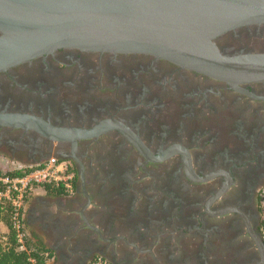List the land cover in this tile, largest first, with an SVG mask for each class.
Wrapping results in <instances>:
<instances>
[{
  "label": "flooded vegetation",
  "instance_id": "af4514ba",
  "mask_svg": "<svg viewBox=\"0 0 264 264\" xmlns=\"http://www.w3.org/2000/svg\"><path fill=\"white\" fill-rule=\"evenodd\" d=\"M218 46L264 53V24ZM241 88L250 94L150 55L61 49L0 73V112L40 120L0 125V158L19 167L70 159L69 194L83 168L81 209L101 215L93 246L109 264H261L264 81ZM103 121L115 126L69 132ZM173 145L179 153L153 160Z\"/></svg>",
  "mask_w": 264,
  "mask_h": 264
},
{
  "label": "water",
  "instance_id": "95a60500",
  "mask_svg": "<svg viewBox=\"0 0 264 264\" xmlns=\"http://www.w3.org/2000/svg\"><path fill=\"white\" fill-rule=\"evenodd\" d=\"M261 24L264 0H0V73L61 49L141 54L248 92L241 85L264 81V53L226 54L218 41ZM38 122L29 115L0 112V125ZM114 126L103 121L90 131L69 132L99 135ZM130 135L125 138L149 160L144 142ZM177 153L179 145H173L153 160ZM184 163L185 168L191 164ZM80 178L89 198L83 168ZM256 240L264 257V245Z\"/></svg>",
  "mask_w": 264,
  "mask_h": 264
},
{
  "label": "crops",
  "instance_id": "0c3cea01",
  "mask_svg": "<svg viewBox=\"0 0 264 264\" xmlns=\"http://www.w3.org/2000/svg\"><path fill=\"white\" fill-rule=\"evenodd\" d=\"M82 186V185H81ZM80 185L76 194L54 195L43 187H35L25 205L26 230L35 234L38 241L51 253L45 264H90L97 256L92 234L101 221L96 211L85 213ZM113 220V216H105ZM96 232V231H95ZM0 233H9L8 225L0 222ZM0 234V236H1Z\"/></svg>",
  "mask_w": 264,
  "mask_h": 264
},
{
  "label": "built area",
  "instance_id": "2783aa9c",
  "mask_svg": "<svg viewBox=\"0 0 264 264\" xmlns=\"http://www.w3.org/2000/svg\"><path fill=\"white\" fill-rule=\"evenodd\" d=\"M76 183L77 172L70 159L58 158L56 156H51L39 163L25 166L24 174L21 176H0V186L2 187L0 190V201L8 202L12 206V226L16 232L17 241L20 244L19 250H27L23 219L25 218L26 201L33 188H45L48 185H53L64 189L69 194L74 192ZM1 238L3 241L7 239L2 234ZM30 261L32 264H38L34 258H30ZM90 264L109 263L102 257H97Z\"/></svg>",
  "mask_w": 264,
  "mask_h": 264
},
{
  "label": "trees",
  "instance_id": "16d2710c",
  "mask_svg": "<svg viewBox=\"0 0 264 264\" xmlns=\"http://www.w3.org/2000/svg\"><path fill=\"white\" fill-rule=\"evenodd\" d=\"M23 174L24 168L11 170L5 174L0 172V176L7 175L11 177L21 176ZM1 189L2 187L0 186V190ZM45 189L54 195L67 194L64 189L53 185H48ZM1 221L8 225L9 233L5 235L7 239L4 241L0 236V264H32L30 258H34L38 264H45L46 259L51 257L50 251L43 247V244L38 241V237L35 234L27 232L25 218L23 219V230L26 234L25 243L27 250H19L20 244L17 241L16 232L12 226V206L10 203H5L2 200L0 201V222Z\"/></svg>",
  "mask_w": 264,
  "mask_h": 264
},
{
  "label": "rangeland",
  "instance_id": "374dc122",
  "mask_svg": "<svg viewBox=\"0 0 264 264\" xmlns=\"http://www.w3.org/2000/svg\"><path fill=\"white\" fill-rule=\"evenodd\" d=\"M6 162L7 161L5 159L0 158V172L2 174H5L6 172L11 171V170L24 168V167H19L17 165L6 164ZM95 258H97V257H95Z\"/></svg>",
  "mask_w": 264,
  "mask_h": 264
}]
</instances>
